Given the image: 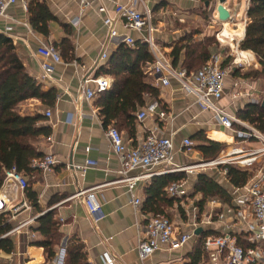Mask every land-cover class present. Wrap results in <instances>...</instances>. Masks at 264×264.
I'll return each mask as SVG.
<instances>
[{
  "label": "crops",
  "instance_id": "crops-1",
  "mask_svg": "<svg viewBox=\"0 0 264 264\" xmlns=\"http://www.w3.org/2000/svg\"><path fill=\"white\" fill-rule=\"evenodd\" d=\"M45 1L57 19L50 23V42L71 39L75 60L67 62L63 59V64L57 65L49 76H44L42 65L35 57L38 38L32 31L28 9L24 7L23 0H17L9 6L8 17L0 18V34H5L13 40L28 73L39 81L43 90H57L54 106H47L39 99H30L19 104L18 110L22 115L39 113L44 116L45 120L41 124L49 125L52 133L39 139V149L44 155L54 154L60 162L50 171L36 170L28 175L31 190L37 196V205H32L26 192L20 191L13 183L9 182L0 189L13 195L15 204L28 201L30 206L29 209H23L18 213L8 210L12 229L0 238L9 237L14 244V250L10 254L2 251L0 264H64L67 245L74 238L84 244L89 264H103L102 257L105 253L113 255L114 264H190L200 242L201 233L210 230L223 231L221 222L208 221L207 214L210 209L216 210V207L221 205L222 207L217 210L222 209L227 213V209L235 205L237 196L244 192L236 188L242 187H233L225 172L218 166L195 167L192 171H184L186 178L181 182L188 195L180 200L182 214L177 206L168 208L172 216L170 220L174 223L177 233L190 232L194 222H199V227L195 235L183 246L175 249L161 248L146 260L140 259L137 247L146 219L151 215L144 214L142 206L135 207L134 195L141 197L144 202L145 189L155 176L165 174L162 172L175 167L206 163L197 148L200 142L195 137L199 133L208 140L227 145L222 153L237 146L258 148L263 146L262 140L256 136L238 139L234 130L227 129L219 123L212 110L201 109L195 98L188 94L177 80L172 78L169 85L162 86L156 77L149 74L150 81L159 88V109L166 112V117L160 119L149 115L143 121L137 120L133 131L127 127H120V131L125 143L130 147L135 146L151 132L170 137L174 143L173 162L161 163L149 171H132L131 176L141 173L153 174L137 180L132 191L127 183H117L116 181L122 178L120 161L113 152L106 135L107 128L102 125L95 101L88 102L80 91V78L85 74L95 75L98 67L107 61L102 58V53L106 52L110 57L122 43V38H110L109 29L103 21L104 16L106 14L114 16L116 4H131L135 0H92L91 5L83 11L78 0ZM249 1L246 0L241 12L242 0H227L225 6L232 13V20L228 22L218 19L216 11L218 0L210 3L209 7L203 5L201 0H136L135 5L139 11L148 8L153 12L156 42L170 57L178 43H186L189 39L201 42L213 38L209 60L218 56L221 64L228 60L226 68L232 63L241 64L240 72H246L260 67L252 51L239 48L240 41L245 35ZM102 7L105 8L104 12L101 11ZM239 16L242 18L238 19ZM227 23L233 25L232 31L239 30L238 25L243 23V34H231L225 39L222 38L220 35ZM117 27L121 35L129 34L135 39L141 36L138 31L127 30L121 24H117ZM66 28L71 31L70 34L66 32ZM73 62L77 65L75 66ZM244 75L245 73L227 71L225 94L218 102L221 107L236 116L251 98L259 100L264 94V81ZM235 93H238L236 97L233 96ZM153 101L154 98L148 97L147 104ZM46 110L51 111V117L44 115ZM185 139L193 142L190 151L184 146ZM87 159L97 161V165L88 168L85 173L66 168L67 163L84 164ZM208 168L213 172H207ZM255 168L256 172L251 178L264 179V154L259 155L256 163L249 169ZM206 172L228 190L231 200L213 197L201 210L197 203L202 194L195 193L193 186L198 174ZM95 186H100L96 190V199L101 204L104 216L97 223L93 222L88 211L84 194H80ZM12 205L13 203L9 206L10 209ZM225 206L228 208L225 209ZM52 210H55L56 217L61 221L64 236L58 245L57 256L48 262L44 248L37 245L42 239L37 229L45 224L42 217ZM192 212L197 213V221ZM28 220L31 222L23 226ZM198 230L200 232L197 233Z\"/></svg>",
  "mask_w": 264,
  "mask_h": 264
},
{
  "label": "trees",
  "instance_id": "trees-1",
  "mask_svg": "<svg viewBox=\"0 0 264 264\" xmlns=\"http://www.w3.org/2000/svg\"><path fill=\"white\" fill-rule=\"evenodd\" d=\"M202 4L212 3L214 0H201ZM29 21L33 31L50 42V23L56 21L45 0H27ZM239 30L232 31L230 24L225 25L221 37L242 35L243 23L238 25ZM68 34L71 33L67 28ZM213 38L201 42L187 40L178 43L171 53V62L174 68L186 69L189 73L200 69L210 58ZM52 43V41L50 42ZM67 62L75 60L74 46L69 38L61 42L52 43ZM241 50L252 51L259 61V68H252L245 72V77L264 81V0H250L247 10V25L244 38L240 41ZM155 62L149 46L141 39L133 45L122 42L113 51L107 61L98 67L95 75H107L113 78L112 88L98 93L95 104L102 125L106 128L113 126L127 127L133 131L137 124V112L147 104L148 97L159 102V88L149 77V68ZM228 60L222 64L226 68ZM239 74V70L237 71ZM39 99L47 106H54L57 99V90H43L39 81L31 76L20 58L13 40L0 34V189L5 179V171L16 168L26 176L37 169L32 167L34 159L44 154L40 151L38 141L52 133L49 125L41 124L44 121L42 114L22 115L18 106L24 101ZM237 117L249 123L264 134V99L258 103H247L241 108ZM236 128H240L235 125ZM200 142L197 147L205 162L217 159L227 145L208 140L202 133L195 137ZM218 167L225 171L226 177L233 187H243L255 174V169L241 168L236 164H220ZM186 178L184 171L165 173L155 176L145 189V199L142 212L151 216H168L172 218L168 208L181 211L179 198L171 197L167 191L173 182H181ZM194 192L201 193L202 198L197 203L204 209L210 198L218 197L231 200L228 190L216 178L206 173H200L194 183ZM32 205H37V196L29 186L25 190ZM200 210V211H201ZM8 211L0 213V237L10 232L12 223ZM45 224L37 231L42 239L37 245L44 248L47 261L55 259L58 245L64 236L61 231V221L56 217L55 210L49 211L43 217ZM213 230L203 231L190 264H197L203 255V239L206 235L214 234ZM241 244L246 245L245 242ZM14 244L9 237L0 238V254H10ZM64 264H89L86 260L84 244L77 238L71 239L67 245Z\"/></svg>",
  "mask_w": 264,
  "mask_h": 264
},
{
  "label": "built area",
  "instance_id": "built-area-1",
  "mask_svg": "<svg viewBox=\"0 0 264 264\" xmlns=\"http://www.w3.org/2000/svg\"><path fill=\"white\" fill-rule=\"evenodd\" d=\"M16 1L0 0V18L8 17L7 10ZM78 1L81 5V11L93 2L92 0ZM23 3L24 7L28 9L27 0H23ZM135 4L136 0L131 4L118 3L115 5L114 16L107 14L104 16L103 21L109 29L110 38L119 37L122 38V42L133 45L138 39L129 34L121 35L117 24H121L127 30L138 31L141 35L139 39L148 44L149 50L155 57V62L149 68V74L156 77L162 86L169 85L172 78L177 80L183 89L195 98V102L201 109L212 110L219 123L227 129L234 130L238 139L256 136L263 142V146L258 148L231 147L212 161L196 166L175 167L162 173L192 171L195 167L218 166L220 164H236L241 168H252L258 156L264 154V134L218 104L225 94L227 75V69L222 67L219 57H213L200 69L190 73L186 69L174 68L170 55L156 42L153 12L148 8H145V11H139ZM101 11L104 12L105 8L102 7ZM33 33L38 38L35 57L40 61L46 77L54 71L57 65L63 64L64 60L60 51L52 43L34 31ZM102 58L107 60L108 54L103 52ZM73 63L75 66L77 65L76 62ZM112 84L113 78L111 76L85 74L80 78V91L88 102L93 103L97 94L111 89ZM237 94L235 93L233 96L236 97ZM250 102L258 103L259 100L251 98ZM159 108L160 105L156 100L146 104L137 112V120L143 121L149 115H154L160 119L165 118L166 112ZM44 115L51 117L52 113L50 110H46ZM235 125L240 128H236ZM106 135L121 165L120 174L122 178L116 182L127 183L130 191L134 190L137 180L153 175L141 173L131 176L132 171H149L161 163L171 164L173 162L174 143L170 137L159 136L151 132L135 146L130 147L125 143L123 134L118 128L108 127ZM184 146L190 151L193 142L190 139H185ZM59 162L58 157L50 153L34 159L32 167L46 172L52 170ZM96 165L97 161L87 159L84 164L67 163L66 168L85 173L88 168ZM9 182L15 184L22 192L29 186L28 176L16 168L5 171L2 188L7 186ZM99 187L95 186L80 193L85 196L84 202L94 223L104 217L101 204L96 199V190ZM236 189L244 190V192L237 196L235 205L228 208L227 213L222 209L217 210V208L222 207L218 205L216 210L212 208L207 214L208 221L222 223L223 231L204 237L202 244L204 257L197 264H264V179L251 178L242 188ZM167 191L171 197L179 199L188 195V191L182 182H173ZM13 198V195H9L8 192L0 191V213L8 210L18 213L23 209H29L28 201L15 204ZM12 203L10 209L9 206ZM133 204L136 208H140L143 205L141 197L134 195ZM191 214L197 221V213L192 212ZM30 222L31 220L26 221L23 226ZM193 226L190 232L177 233L174 223L167 216L149 217L146 219L143 234L138 241L137 250L140 259L146 260L155 251L164 247L175 249L183 246L195 235L199 222H194ZM242 242H245L246 245L241 244ZM102 260L103 264H114V257L111 253H105Z\"/></svg>",
  "mask_w": 264,
  "mask_h": 264
},
{
  "label": "water",
  "instance_id": "water-1",
  "mask_svg": "<svg viewBox=\"0 0 264 264\" xmlns=\"http://www.w3.org/2000/svg\"><path fill=\"white\" fill-rule=\"evenodd\" d=\"M226 2H227V0H218V2L216 3V11L218 14V19L222 22H228V21L232 20V13L225 6ZM206 6L209 7L210 3H206ZM198 232H200V230H198L197 233Z\"/></svg>",
  "mask_w": 264,
  "mask_h": 264
},
{
  "label": "rangeland",
  "instance_id": "rangeland-1",
  "mask_svg": "<svg viewBox=\"0 0 264 264\" xmlns=\"http://www.w3.org/2000/svg\"><path fill=\"white\" fill-rule=\"evenodd\" d=\"M242 2H243V7H242V10H241V12H243V9H244V6H245V3H246V0H242ZM240 18H242L241 16H239L238 17V19H240ZM241 22H243V21H241ZM230 24V27L231 28H233V25L231 24V23H229ZM227 69V71H228V73L229 72H233V73H236L237 74V71L239 70V73H245V72H240L241 70V67H240V65L238 64V65H235V64H233L232 63V65L229 67V68H226ZM263 81V80H262ZM262 97L264 98V94L262 95ZM261 98V97H260ZM263 98H261V99H259V101H262L263 100ZM221 155V154H220ZM207 172H213L212 171V169H210V168H208L207 169ZM228 208V206H225V209H227Z\"/></svg>",
  "mask_w": 264,
  "mask_h": 264
}]
</instances>
